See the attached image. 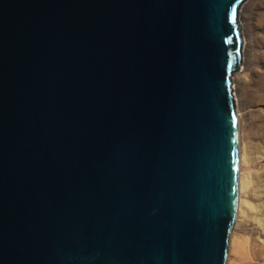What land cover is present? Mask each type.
Listing matches in <instances>:
<instances>
[{
    "label": "water",
    "instance_id": "1",
    "mask_svg": "<svg viewBox=\"0 0 264 264\" xmlns=\"http://www.w3.org/2000/svg\"><path fill=\"white\" fill-rule=\"evenodd\" d=\"M246 0H0V264H226Z\"/></svg>",
    "mask_w": 264,
    "mask_h": 264
},
{
    "label": "rangeland",
    "instance_id": "2",
    "mask_svg": "<svg viewBox=\"0 0 264 264\" xmlns=\"http://www.w3.org/2000/svg\"><path fill=\"white\" fill-rule=\"evenodd\" d=\"M246 16L254 22L255 31L250 35L254 48L246 84L235 92L244 188L240 194L239 222L230 235L226 264H264V0L255 1ZM244 218L251 223L249 231H243Z\"/></svg>",
    "mask_w": 264,
    "mask_h": 264
},
{
    "label": "bare ground",
    "instance_id": "3",
    "mask_svg": "<svg viewBox=\"0 0 264 264\" xmlns=\"http://www.w3.org/2000/svg\"><path fill=\"white\" fill-rule=\"evenodd\" d=\"M255 1H257V0H246L242 4V6L240 7L239 12H238V24H239V29H240V36H241V39H242V46H241V51H240L241 68H240V70L238 72H236L234 74L233 82H232L233 83V97H234L235 106L237 105V107H238V104H237L238 100H237V96L235 94L236 88H239V86H242V85L246 84V80H247V77H248L247 71L249 70L248 69V64L250 62L249 61L250 60L249 57L251 56V53H252L251 50H253V48H254V43H253L250 35L252 34L253 31H255V26H254V22L251 19L247 18L246 13L248 12L249 8L253 5V3ZM256 40H257V38H256ZM262 66H264V65H262ZM235 111H237L236 115H237L238 121H240L239 120V116H238L239 108L235 109ZM239 126L240 125H239V122H238V140H240V138H241L240 137ZM243 158L244 157H243L242 153L239 150L238 208H237V214H236L234 227L239 222V217H240L239 215H240V212H241L240 211V206H241V196H240V194H241V192H242V190L244 188V186H243V178H242V174H241V166H242ZM244 182H246V181H244ZM242 222H243V225H244V227H243L244 230L243 231L251 230V223H250V221L248 219L244 218ZM226 262H227V260H226Z\"/></svg>",
    "mask_w": 264,
    "mask_h": 264
}]
</instances>
